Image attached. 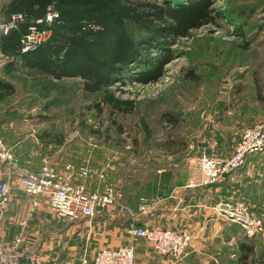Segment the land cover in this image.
<instances>
[{"label": "rangeland", "instance_id": "obj_1", "mask_svg": "<svg viewBox=\"0 0 264 264\" xmlns=\"http://www.w3.org/2000/svg\"><path fill=\"white\" fill-rule=\"evenodd\" d=\"M134 1L141 7L165 2ZM6 2L0 0L1 20ZM209 11L210 24L173 40L172 60L164 69L171 76L168 83L142 86L128 80L118 86L121 92L113 89L120 99L136 102L131 114L115 113L102 103L101 95L82 92L78 80L52 82L26 72L5 76L2 69L7 62L1 61L0 77L15 88L0 103V134L5 143L19 132V138L32 139L46 153L42 156L61 150L75 163L90 162L95 169L114 165L108 182L126 185V196L135 198L134 203L143 196L160 198L159 192L166 197L190 178L199 183L196 162L202 153L228 157L245 127L264 122V0H212ZM190 69L198 81L186 79ZM112 155L116 159L110 161ZM234 176L233 182L218 187L220 198L216 197L214 208L221 202L244 204L264 225V157L250 156ZM21 191L12 185V195L21 196ZM126 204H131L128 198ZM117 214L105 210L96 217L109 219ZM45 216L48 221L40 223L42 213L34 215L29 240L47 244L43 254L49 261L75 264L100 249L104 237L96 234L100 231L88 232L89 219ZM239 233L223 264H264V233L252 240ZM241 239L254 249L245 261L239 260Z\"/></svg>", "mask_w": 264, "mask_h": 264}, {"label": "trees", "instance_id": "obj_2", "mask_svg": "<svg viewBox=\"0 0 264 264\" xmlns=\"http://www.w3.org/2000/svg\"><path fill=\"white\" fill-rule=\"evenodd\" d=\"M164 1V5L141 7L134 0H8L1 8L2 17L21 14L23 20L2 38L3 53L14 58L5 67L8 73L26 72L34 79L78 80L82 92L101 95L102 103L115 113L131 114L136 102L120 99L113 89L121 92L118 86H125L128 80L142 86L157 82L172 60L173 40L187 38L192 30L212 21L209 19L212 0ZM51 8L57 17L50 24L37 25ZM34 25L50 30L51 36L34 50L22 53L21 41ZM198 78L194 70L188 71L187 80ZM14 92L11 82L0 79V100ZM96 107L100 110V105ZM227 182L205 188H217ZM165 195L159 192L158 196ZM126 198L132 199L128 195ZM232 225L237 233L239 230L244 233L240 226ZM245 237L252 240L257 236ZM245 242L243 239L238 242L241 261L254 251Z\"/></svg>", "mask_w": 264, "mask_h": 264}, {"label": "built area", "instance_id": "obj_3", "mask_svg": "<svg viewBox=\"0 0 264 264\" xmlns=\"http://www.w3.org/2000/svg\"><path fill=\"white\" fill-rule=\"evenodd\" d=\"M57 13L50 9L44 20L37 21V25L44 22L52 23ZM21 14H14L8 20L0 19V62L13 61V57L2 51V38L7 36L19 21ZM31 26L29 32L21 41V52L27 53L39 45L47 42L51 36L48 29ZM170 75L164 74L157 82L148 85L168 83ZM147 86V85H146ZM250 156L264 157V122L245 127L239 140L228 156H222L214 151H206L197 159L196 166L200 171L199 183H191L190 187H209L233 182L235 172L242 168ZM57 157L44 155L37 171L22 168L12 149L0 135V162L5 163L16 173V185L28 197L37 199L42 197L49 202L53 215L61 219L76 221L81 218L93 219L105 210L117 211L122 215L135 216L123 203L121 187L108 182L106 169L97 171L90 162L82 164L66 163L62 168L56 164ZM93 178L99 180L96 189L89 184ZM12 181L4 180L0 183V214L9 206L12 198ZM161 200L141 197L137 206V215H149L159 206ZM224 206H227L225 208ZM215 210L230 223L240 226L248 238H254L264 233L262 221L252 215L244 204L220 203ZM21 232L11 241L0 240V264H65L48 261L40 254L32 251L25 238L28 222H20ZM133 239H143L150 243L157 253L163 257L180 260L185 257L195 238L190 231H174L170 228L145 226L132 227L127 231ZM79 264H136L135 247L133 245L118 249H104L98 252L92 260L82 258Z\"/></svg>", "mask_w": 264, "mask_h": 264}, {"label": "crops", "instance_id": "obj_4", "mask_svg": "<svg viewBox=\"0 0 264 264\" xmlns=\"http://www.w3.org/2000/svg\"><path fill=\"white\" fill-rule=\"evenodd\" d=\"M8 19L4 18V20ZM2 72L5 76L20 74L8 73V69L5 66ZM0 79L10 82V80L4 77H0ZM3 100H0V103ZM3 128L5 131L6 128ZM4 131L1 130L2 133L7 134ZM18 134L19 132H15L14 140L7 142V145L17 157L20 167L30 171H37L40 167V157L46 153L41 152L39 147L37 149L32 139L19 138ZM54 154L57 157L56 164L59 168H62L66 163L80 164L72 161V156L63 154L61 150L55 151ZM108 159L113 161L116 157L112 155ZM102 169H106L108 177V174L115 170V167L107 163L106 167ZM102 169L96 170L100 171ZM16 178V173L7 164L0 162V183L4 180H11L14 185ZM189 182L185 186L183 185L182 187L173 189L168 196L157 198L161 202L154 212L155 215H150L152 217L151 219L148 218V215L143 216L134 213L135 216L132 217L130 215L119 214L116 211L118 214L109 219L95 217L88 220L85 224L88 232L100 231V234L97 232L96 234L104 237L101 240L102 245L100 249L93 256L104 249H118L133 245L135 247L136 264H223L227 256L226 250L228 247L233 245L236 247L237 236L238 234L240 235V230L237 233L233 229L232 223L227 221L215 210L213 203L216 197L220 198L217 195L218 187L216 189L203 188L204 192L198 195L196 192L201 189L199 187H190V184L194 183V179L190 178ZM92 184H94V187ZM98 184L99 180L93 178L89 186L91 189H96ZM121 189L125 193L123 203L133 212H136L139 200L137 203H134L133 200L135 198H128L131 202L128 206L126 204V185L121 186ZM195 190L197 191L195 192ZM21 192V196L12 195L8 208L3 214H0V240L11 241L21 232L20 222L26 220L28 226L26 228L25 238L29 246L32 251L40 254L45 260L49 261L51 258L43 254L44 250H46L45 248H47V244L41 243V245H36V242L29 240L30 224L36 220L34 215L42 213V217L38 219L40 223H43V219H46V213L53 215L49 202L47 200L45 202L42 197L33 199L28 197L23 191ZM43 202L48 203L47 207H44ZM46 220L48 221V219ZM145 226L188 230L194 234L195 238L185 257L182 259L177 260L171 257H163L155 251L150 243L140 238L133 239L127 233L128 229L132 227L142 228ZM75 264H79V262Z\"/></svg>", "mask_w": 264, "mask_h": 264}, {"label": "water", "instance_id": "obj_5", "mask_svg": "<svg viewBox=\"0 0 264 264\" xmlns=\"http://www.w3.org/2000/svg\"><path fill=\"white\" fill-rule=\"evenodd\" d=\"M225 208H227V206H224Z\"/></svg>", "mask_w": 264, "mask_h": 264}]
</instances>
